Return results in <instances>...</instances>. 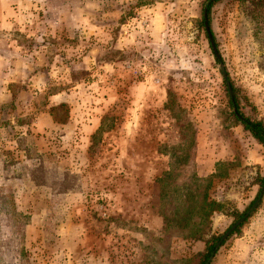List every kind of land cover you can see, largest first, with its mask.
<instances>
[{"label":"rangeland","instance_id":"374dc122","mask_svg":"<svg viewBox=\"0 0 264 264\" xmlns=\"http://www.w3.org/2000/svg\"><path fill=\"white\" fill-rule=\"evenodd\" d=\"M206 3L0 0V264H194L239 219L264 149ZM207 23L264 123L262 26L235 0ZM239 229L208 264H264V192Z\"/></svg>","mask_w":264,"mask_h":264},{"label":"trees","instance_id":"16d2710c","mask_svg":"<svg viewBox=\"0 0 264 264\" xmlns=\"http://www.w3.org/2000/svg\"><path fill=\"white\" fill-rule=\"evenodd\" d=\"M204 1L209 2L205 6L206 19H207L209 16V11H210L211 5L213 4V2H215L217 0H204ZM235 1L240 3L243 10L245 11V15L250 20H253V21L259 23L262 26V29L264 31V0H235ZM203 24H204V19L202 16V18L200 20V28H202V29L204 28ZM207 27L209 30V35H210V37L214 43V46L216 48V43L214 42L213 36L211 35L210 29H209V23H207ZM205 36H206V39H207V42L209 45V41H208L206 32H205ZM209 48H210V45H209ZM210 50H211V48H210ZM211 53L215 58V55L212 52V50H211ZM229 85H230V89H231V96H228V93H226V97H227L228 106L232 109V112L230 114L232 119L235 122H237L238 124H240L243 127V129L248 132L251 139L264 149V123L259 119H256L254 117L245 116L242 113V111L240 109L243 107H248V102L245 98L238 97L236 95L235 89L231 85V83H229ZM56 107H63V104H59ZM51 114L53 115V118L55 119L52 111H51ZM55 122H56V120H55ZM256 184L258 186V190H257V194H256L255 198L250 203H248V205L243 209V211L241 213H239V214L235 213L234 220H237L238 218L242 217L249 210L252 203L258 198L259 191L264 184V178H257ZM212 205H213L212 209L205 214V217L208 214H210L211 211L216 210L215 208H217V206H218L214 202H212ZM205 217L199 216V218H201V219L205 218ZM243 223L241 225H239L237 228H235V230L229 236L238 232L240 230L239 228L243 225ZM219 238H220V236L209 237L208 239H206L204 241L201 251L198 252L196 254V256L194 257V264H204L207 261V259H209L211 257V253L214 249V245L219 240Z\"/></svg>","mask_w":264,"mask_h":264},{"label":"water","instance_id":"95a60500","mask_svg":"<svg viewBox=\"0 0 264 264\" xmlns=\"http://www.w3.org/2000/svg\"><path fill=\"white\" fill-rule=\"evenodd\" d=\"M209 2H207L205 4V6L208 4ZM205 6L203 8V11H202V16H203V19H204V29H205V32L207 33V38H208V41H209V45H210V48L212 50V52L214 53L215 55V58L216 60L218 61V67H219V71H220V74L222 76V79L224 81V84H225V87H226V91L228 93V96H231V89H230V85H229V81L225 75V71H224V68H223V65L221 64V62H219V56L216 52V48L214 46V43L209 35V30H208V27H207V19H206V10H205ZM264 192V184L263 186L261 187L260 191H259V195H258V198L252 203V205L250 206L249 210L242 216L240 217L233 225H231L229 227V229H227L225 231V233L220 237V239L217 241V243L214 245V249L211 253V256L214 254V252L217 250V248L219 247V244L236 228L238 227L241 223L244 222V220L250 215V213L255 209V207L257 206L258 202H259V199L261 197V195L263 194ZM210 259V258H209ZM209 259H207V261L204 263V264H208L209 262Z\"/></svg>","mask_w":264,"mask_h":264}]
</instances>
